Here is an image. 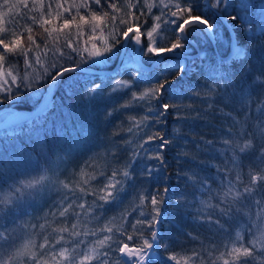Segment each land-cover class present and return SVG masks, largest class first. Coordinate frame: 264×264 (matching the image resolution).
Returning a JSON list of instances; mask_svg holds the SVG:
<instances>
[{
  "label": "trees",
  "instance_id": "obj_1",
  "mask_svg": "<svg viewBox=\"0 0 264 264\" xmlns=\"http://www.w3.org/2000/svg\"><path fill=\"white\" fill-rule=\"evenodd\" d=\"M39 2L40 0H7L5 4V0H0V14L8 13L0 19V27L9 30L15 28L21 33L22 47H29L27 37L30 33L27 26L33 27L31 35L40 48L31 45L28 57L33 62L37 56L41 58L40 64L34 63V70L27 69L34 75L42 73L46 67L51 70L52 62L60 56L59 52L53 56L50 49L54 40L48 37L39 24L34 25L31 19L32 16L40 15ZM114 2L122 8H127L129 2L137 4V0ZM43 3L44 18L51 20L44 27L49 30L52 27L59 28L65 19L75 17V23L64 29L63 33L52 34L53 37H60L57 46L65 52H71V49L64 47V37L68 33L81 49H90L92 44L102 47L105 39L111 42L112 29L122 30L126 27L120 24L121 17L126 18L129 23L140 25L142 44L146 46L149 43L147 31L154 26L153 15L160 14L159 8H153L152 14H147L148 9L144 8L146 15L140 16L138 8L143 5V0H140V5L130 9L138 19L126 17L124 12H117L114 15L118 19L113 21L112 9L108 7L106 0H101L102 9L88 0L91 10L98 15L101 11L109 13V16L97 22L90 19L91 12L83 7V0H43ZM193 3L200 5L210 22L218 25L222 39L212 40L198 34L191 36L189 55L184 58V62L192 70L182 80H178L174 87L170 86L162 97L163 103L167 104L174 94L176 96V110L169 108L167 115L163 117L166 123L157 124L145 102L133 101L131 92L117 93L108 98V91L115 80H129L133 70H139L134 59L132 66H118L113 70L123 46L124 39L121 38L114 49L116 54L110 60H104L103 64L92 63L88 59L81 61V67L114 71L113 73L99 74L87 70L73 72L70 75L75 77V83L68 82L73 84L72 95H67V86L61 85L52 90L54 107H49L28 120L21 119L14 126L0 127V156L4 159L3 165H0V173H6L10 167L9 157L12 160H31L38 162L41 169H52L48 173L50 182L39 194L26 196L11 215L0 218V234L10 237V244L20 247L25 243L26 236L31 234L36 244L33 250L39 254V246L47 236L49 245L44 249L48 252L45 257L47 264H68L67 260L58 255L53 259L52 253L48 251L55 244L56 238L63 236L61 242L55 244L57 253L62 246L69 250L78 246L80 256L87 253L90 257L83 264H100L101 259H106L108 264H116L120 255L115 251L116 245L110 240L100 246L96 243L98 240L105 236L117 239L116 228L119 227L124 232L119 239L131 246L140 243L142 238L150 239L151 232L155 230L160 246L152 257L153 264H224L225 260L228 264H235V254H229L233 245L240 247L243 244L248 247L250 241L259 235V229L264 228V179H258L253 184L251 177L264 176V159L260 158L261 151L264 150V82L257 81V77L264 81V76L261 75L264 73V34H261L264 31V24L261 23L264 21V0H244L243 7L241 0H231L232 7L228 9V13L238 17L235 22L228 20L227 15L204 9L203 0H193ZM24 4L28 7H24ZM57 4H62L63 7L57 8ZM10 5L17 7L9 12ZM48 5L52 6L51 9ZM65 8L69 11H64ZM195 14L197 13L194 12ZM81 15L86 16L88 23L80 21ZM160 23L161 28L157 29L159 35L154 33L151 38L154 44L166 43L172 36L171 27L163 21ZM234 23L236 27H230ZM5 35L6 33H0V38ZM91 36L98 38L93 40L90 39ZM45 41L48 48L44 47ZM232 42L245 49L243 56L233 57ZM201 53L205 54L204 60L199 59ZM157 58H149L147 55L138 57L144 72L151 75L145 82L137 84L134 90L143 91L159 79V68L151 63ZM174 59L169 62H174ZM218 61L227 63L218 67ZM24 74L23 56L10 55L0 62V99H3L6 92L18 91L17 86L12 83V75L19 77ZM39 83L43 85L45 92L48 84L42 80ZM95 84L101 85L104 98L89 102L84 99V92ZM35 87L29 91H35ZM24 95L26 97L28 92H24ZM40 96L41 92H36L32 100H6L0 103V122L16 110L38 108L42 99L36 98ZM128 101H131L129 106L122 108L121 105ZM108 111H112L111 116L107 115ZM144 117L148 119H143ZM137 121L140 122L139 127ZM146 124L151 128H146ZM81 128L86 131L82 133ZM157 128L164 133L166 139L172 141L162 153V162L149 159V154L139 148L146 136ZM60 129H63V134ZM226 139H231L230 145L224 143ZM249 139L251 147L241 153L239 147ZM159 143L157 140L151 146V155H155V145ZM147 147L149 145L146 144L145 148ZM136 152H139V156L131 170L133 178L126 182L118 202L105 204L101 209L98 205L103 204V201L80 193V188L99 191L104 179L101 172L110 175L113 168L121 169L116 178L124 179V164L131 161ZM45 158L51 163L45 164ZM145 168L153 169V178L140 174ZM93 176L96 178L92 179ZM61 182L68 184V188H64ZM230 182L233 192L241 195L236 201L232 200L231 194L225 198L234 211L221 216L215 206L228 190ZM165 188L168 189L167 193L164 192ZM245 188H250L251 192H245ZM157 192L163 201L158 205L159 222L149 228L144 221H151L155 214L151 196ZM142 196L147 197L143 202ZM202 201L205 203H201ZM81 202L85 204L84 209L77 206ZM69 203H72V208L61 217L59 213ZM209 204L213 207H208ZM74 212L80 215L77 217ZM217 219L219 223H216ZM108 221L113 222L110 225L113 226L112 233L96 231V235L91 234ZM73 223L77 224L75 229H72ZM40 225L44 227L40 228ZM63 227L70 231H53L54 228ZM72 231L79 232L80 235L72 236ZM129 235L133 237L132 241L127 240ZM0 243L3 241L0 240ZM109 244H112L111 249ZM7 247L5 245V250ZM90 249L96 251L91 252ZM261 250L262 246L258 243L256 253ZM105 251H108V256L102 257L100 254ZM169 256H175L176 259L169 260ZM261 259L257 255L254 264H260ZM245 260L252 264V257L241 254L239 264H244ZM22 264L34 262L22 258Z\"/></svg>",
  "mask_w": 264,
  "mask_h": 264
},
{
  "label": "snow or ice",
  "instance_id": "obj_2",
  "mask_svg": "<svg viewBox=\"0 0 264 264\" xmlns=\"http://www.w3.org/2000/svg\"><path fill=\"white\" fill-rule=\"evenodd\" d=\"M92 3L97 5L98 8L103 7L101 4V0H91ZM108 7L112 9L113 15H111V19L114 21L118 19L114 13L124 12L126 17H132L134 20L138 19L135 15L130 11L131 8L140 5V0H137V4L133 5L131 2L127 4V8L118 7L117 3L114 0H106ZM5 4H7V0H5ZM244 6V0H241V7ZM17 7V5H10L8 11L11 12L13 8ZM24 7H28L27 4H24ZM36 5H33V9H35ZM45 5L43 0L39 2V8L41 9L39 17L32 16L31 19L33 24H39L45 33H47L49 38L54 40V44L52 49L53 56H55L56 52L60 53L59 58L55 59L51 64V70L49 68H45L42 73L33 74L28 72L27 69L32 68L34 70V63L40 64L41 58L39 56L36 57L35 62H33L28 57V52L31 51V45H35L37 49L40 48V45L36 42L34 37L31 35L33 31V27L31 25L27 26V31L30 35L27 37L29 41V47H22V34L19 33L15 28L9 30L3 27H0V33H6L4 38H0V62H3L8 56H23L25 63V74L23 76L12 75V83L17 86L18 91L16 93L6 92L3 96V99H0V103H3L6 100H12L14 102H24L26 100H32L35 96L36 92H41V96L36 99L41 100L42 103L38 109L39 112H43L49 107L55 106V101L52 100L47 92L43 91V85L39 83V81H44L48 84V91H52L54 89H58L61 85H66V94L72 95L73 84H69V81H73L75 83V77L70 75L73 72L80 71L81 61L88 59L91 60L92 63H95L97 59H100L101 62L104 60H110L113 55H115V47L117 44L121 42V38L124 40L134 41L138 50H135L136 57H142L144 55L159 57V60H152L151 63L159 68L157 72V76L159 79L156 80L155 84L150 86L143 91H136L135 86L139 83L145 82L147 77H150V73L146 74L143 70V67L139 61L136 60L137 67L139 70L134 69L131 74V78L129 80H115L112 87L108 91V98L110 99L113 95L117 93H128L131 92L132 100H139L145 102L148 111L152 114V117L155 118L157 124H164L166 121L163 119L164 116L167 115L168 109L173 108L176 110V96L175 94L172 97L170 103H163L162 97L168 91V88L174 87L175 83L178 80H182L185 75L191 71V67L185 64L184 58L189 55V43L190 38L193 34H198L199 36H207L212 40L222 39L219 35V28L215 22H210V19L207 17L205 11H201V6L193 3V0H159V3H156V0H143V5L138 8L139 15H146L144 8L148 9L147 14H152L151 10L153 8H159L160 14L153 15L154 26L147 31V37L149 38V43L144 46L142 44L140 25L138 23H129L126 18H119V22L122 25H126L122 30H118L116 28L112 29L111 42L105 39L102 41V47L97 46L96 44H92L91 48L81 49L78 42H74L71 39V34H65L64 37V47L71 49V52H65L62 48L58 47L60 37H53V33H63L64 29H67L75 23V17L72 19H65L63 24L59 27H52L51 30L49 28L44 27V25H48L51 23L50 19H46L45 13L43 11ZM51 5H48V8L51 9ZM63 7L62 4H57V8ZM83 7L88 9L91 12L90 19L93 21H101L104 17L109 16V13L106 11H101L99 15L96 11L91 10L90 4L88 0H83ZM202 7L204 9H212L215 10L216 14L227 15V19L230 21H237L238 17L231 15L228 13V9L232 7L231 0H203ZM167 10V11H165ZM64 11H69L68 8H65ZM194 12L197 13L194 15ZM51 14V13H49ZM8 15V13L0 14V19L3 16ZM80 21L83 23H88V19H86L85 15H81L79 17ZM161 21L165 25H169L171 27L172 36L166 43H156L153 44L151 38L154 33H157V29L161 28ZM243 22V19H241ZM264 24V21L261 22ZM230 27H236L235 23ZM93 31H95V26H93ZM135 33L134 36H130V34ZM79 34V33H77ZM264 34V31L261 32ZM159 35V33H157ZM96 36H91L90 39H97ZM233 48V57H241L245 54V49L239 47L236 42L232 43ZM45 48H48V43L45 41ZM109 54L105 56V54ZM75 54V55H73ZM86 54V55H85ZM170 54V55H169ZM79 57L80 59H77ZM179 59H174V58ZM174 62H169L173 60ZM200 60L205 59V54L201 53L199 55ZM64 60L66 62L61 63L60 61ZM227 61H218V67ZM163 66V67H161ZM264 76V73L261 74ZM258 82H264L261 80V77H257ZM150 83V81H148ZM35 87V91H29ZM23 89V91H20ZM24 92H28V95L25 97ZM104 98V91L100 84H95L94 86L88 87L84 92V99L92 102L94 100ZM155 101V103H153ZM131 101H128L121 105L122 108H126L129 106ZM115 110V109H113ZM108 116L112 115V111L107 112ZM19 119L28 120L27 116L19 117ZM143 119H148L144 117ZM140 122L137 121V126L139 127ZM146 128H151L150 125H145ZM61 134H63V129L59 130ZM80 131L83 133L86 131L81 128ZM131 131V129H130ZM159 140L160 143L155 145L156 152L155 155H151V146L155 141ZM172 141L170 139H166L163 132H161L158 128L152 132V134L147 135L146 139H144L143 143L139 144V148L143 149L145 153L149 154V159H156L157 161L162 162V153L167 145H169ZM211 144V141L208 142ZM226 145L231 144V139H226L224 141ZM251 140L249 139L244 143L242 147H239V151L243 153L245 149L251 147ZM149 145V147L145 148V145ZM139 156V152L133 154V159L131 161L125 162L124 170L122 171V176L124 179H117L118 172L121 171L119 168H113L110 175H105L101 172V175L104 179L101 181V186L99 191L96 189L86 190L85 188H80L79 191L82 195H92L97 198L99 201H103V204H99V208H103L105 204L116 203L120 199L121 193L125 189V184L128 180L133 178L132 169L136 163V157ZM260 158L264 159V150L261 151ZM9 165L6 173H0V213H3V216L0 218H4L6 216L11 215L15 209L19 208L21 202L25 199L26 196H32L39 194L46 185L50 182L48 173L52 171V169L44 168L41 169L38 162H34L31 160L19 159L12 160L9 157ZM119 163V161H117ZM4 159L3 156H0V165H3ZM51 161L45 158V164H50ZM35 173V175H33ZM153 169L145 168L141 171V175L147 174L148 178L152 177ZM81 174L83 175V170H81ZM17 177H30L27 179ZM96 177L93 176L92 179ZM258 179H264V176L253 175L251 177V181L253 184L256 183ZM87 183V181H85ZM64 188H68V184L61 182ZM7 185V187H5ZM168 189L165 188L164 192L167 193ZM245 192H251L250 188H245ZM232 195V200L236 201L240 197L239 192H233V187L230 186L226 192L223 193V197L219 198L218 204L215 206V210H218L221 216L229 215L234 209L231 206V203L227 202L225 198L229 195ZM147 197L142 196L141 202L146 200ZM163 203L160 199V194L157 192L155 195L151 196V205L154 211V215L151 217V221H144V223L148 224L149 228H152L153 225L158 223V217L160 216V212L158 210V205ZM205 203V202H201ZM72 203L68 204V207L64 208L63 211L59 213L61 217L65 216V213L68 212L69 208H72ZM80 209L85 208V204L83 202L77 205ZM91 207V206H89ZM208 207H213L212 205H208ZM75 216H79L80 213L74 212ZM112 221H108L104 224L102 228H98L95 231H92V235H96V231L101 232H113ZM137 223H141V221H137ZM216 223H219L217 219ZM44 225H40V228H43ZM77 227L76 223L72 224V229ZM135 228V225H133ZM7 231V230H5ZM54 232H69L70 230L67 227L63 228H54ZM88 232H85L87 235ZM72 236H79V232H70ZM117 239L113 240L112 236H105L104 239L98 240L96 243L100 246H104L106 241L112 240L116 245L115 251L119 252V257L116 260V264H153L152 257L156 255V249L159 248L158 241V233L153 230L151 232V238H142L141 242L135 245H131L127 242H124L119 239L120 236L124 235V232L120 230L119 227L116 228ZM142 236V234H141ZM237 238H239V233L237 234ZM10 237L4 236L0 234V240L3 243H0V264H22V258H27L30 261H33L34 264H47L45 257L48 255V252L44 251L46 246L49 245V238L47 236L44 237V243L39 247L41 252L38 254L33 249L36 247L35 240L32 238L31 234H28L25 239V243L20 247H15L14 244L9 243ZM63 236L56 238L55 244H59ZM133 237L131 235L127 236L128 241H132ZM262 246V250L259 253H256L257 244ZM55 244H52L48 249L49 252L52 253L53 259L58 255L59 257L67 260L68 264H83V261L88 260L90 257L87 253H84L82 256L77 252V247L69 250L66 247H61L58 253L55 250ZM5 245H8L5 250ZM109 249L112 248V244L108 245ZM165 249H167V245H165ZM89 251L95 252L96 249H90ZM256 253V255H254ZM230 255H234L235 264H239V257L243 254L246 257H252V264H254L256 260V256L262 257L260 264H264V228L259 229V235L250 241V246L245 247L241 244L240 247H236L233 245ZM102 257L108 256V251H105L100 254ZM199 255V254H197ZM80 256L78 259L77 257ZM169 260H175V256H169ZM100 264H108L106 259H101ZM224 264H228V261L225 260ZM244 264H250V261L245 260Z\"/></svg>",
  "mask_w": 264,
  "mask_h": 264
},
{
  "label": "rangeland",
  "instance_id": "obj_3",
  "mask_svg": "<svg viewBox=\"0 0 264 264\" xmlns=\"http://www.w3.org/2000/svg\"><path fill=\"white\" fill-rule=\"evenodd\" d=\"M134 35H135V33L130 34V36H134ZM135 50H137V46L135 45L134 41H131V40L124 41L122 49H121L122 56L120 58V62L118 64V66L119 67L132 66L134 64L133 63L134 62L133 59L135 60V63H136V60L138 59V57H136V55H135ZM231 51L233 53V48H232ZM158 59H159V57H158ZM96 63L103 64V62H101L100 59H97ZM140 63H141V61H140ZM45 92H47L48 95H49L48 88L45 90ZM38 107H40V106H38ZM19 117H22V115H14V116L10 117L8 120L3 122L0 127L6 128V127H11V126H14L16 124H19L22 121L21 119H19ZM19 230H21V228Z\"/></svg>",
  "mask_w": 264,
  "mask_h": 264
},
{
  "label": "water",
  "instance_id": "obj_4",
  "mask_svg": "<svg viewBox=\"0 0 264 264\" xmlns=\"http://www.w3.org/2000/svg\"><path fill=\"white\" fill-rule=\"evenodd\" d=\"M222 20L225 21V18L222 17ZM231 35L233 37V32L232 31H231ZM124 41H126V40H124ZM121 56H122V51L119 54V57H118V60H117V64H116V66L114 67L113 70H115L117 68V66H118V64L120 62ZM157 60H158V58H157ZM80 70L93 71V72H96V73H99V74H105V73H112L113 72V71L95 70V69L84 68V67H81ZM51 96H52V91L49 92V97L51 98ZM38 109H35V110H21V109L20 110H16V111L12 112L10 115H8L3 121H1L0 122V126H1V124L3 122H5L6 120H8L10 117H12L14 115H22V116L31 117V116H34L36 114H39L40 112L38 111Z\"/></svg>",
  "mask_w": 264,
  "mask_h": 264
}]
</instances>
